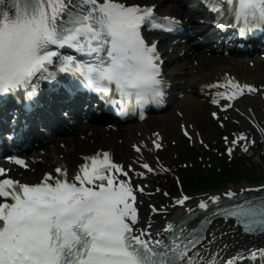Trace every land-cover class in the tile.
Listing matches in <instances>:
<instances>
[{
  "label": "snow or ice",
  "instance_id": "1",
  "mask_svg": "<svg viewBox=\"0 0 264 264\" xmlns=\"http://www.w3.org/2000/svg\"><path fill=\"white\" fill-rule=\"evenodd\" d=\"M209 6L217 14L218 26L234 24L242 36L264 29V0H211ZM180 23L171 17L158 22L154 6L128 5L122 0H0V94L34 88V78L55 75L49 66L58 61L59 71L78 72L86 87L104 94L114 91L122 104L135 101L142 110L164 95L165 86L157 43L149 44L142 28L150 24L172 32ZM62 49H73L89 59L79 61ZM214 86L224 89L216 96L229 102L245 90L258 91L234 79L209 85ZM246 139L240 133L230 143ZM232 151L228 149L229 155ZM83 160L71 177L67 168L58 166L55 174L45 173L36 183L12 178L8 169L0 167V264H236L244 259L237 254L220 261L218 252L208 251L202 244L204 225L211 222L207 218L200 221L199 230L189 229L187 218L166 223L165 239L150 225L138 228L137 193L144 188L134 183L130 172L138 177L145 173L114 162L107 151ZM14 162L27 167L23 159ZM141 167L153 171L148 163ZM225 195L235 193L229 190ZM189 199L181 195L175 204L184 205ZM219 201L213 195L201 200L198 208L210 211L209 203ZM188 213L196 215L192 208ZM218 214L235 217L246 232H264V198L246 199ZM249 255L264 259V248Z\"/></svg>",
  "mask_w": 264,
  "mask_h": 264
},
{
  "label": "bare ground",
  "instance_id": "2",
  "mask_svg": "<svg viewBox=\"0 0 264 264\" xmlns=\"http://www.w3.org/2000/svg\"><path fill=\"white\" fill-rule=\"evenodd\" d=\"M138 1V0H135ZM133 1V2H135ZM143 2L146 3V1L143 0ZM151 2H159V11L162 14L168 13V8L164 7V4L160 2V0H151ZM181 8V7H180ZM178 8L179 13H186L185 10ZM204 55L195 53L194 55H190V52L187 51V53L180 57L179 59L182 61L181 65L174 68L173 71H168V69L165 71L166 77L173 83H175L178 86H182L183 90L185 92H188L187 96L185 97V100L182 101V106L185 110H183L182 118H178L175 116L167 117L162 116L159 119L150 118L147 121V124L144 128H142L140 131L137 130V125H126L123 127V129L119 130L118 132H112L109 139H102L98 141V143L104 142V145L106 148H109L113 151H118L119 156L117 160L122 161L123 164L126 166L128 165V162H131L133 164V168L136 171H143L145 173V176L151 174L155 171L154 163H153V156L152 153L148 148L149 147V141L151 137L158 136L159 134H162L164 137L163 139H166L165 137H168L171 132H173L176 127L179 126V122L185 121V122H194L193 118L196 116L197 118L200 117L204 122H207L209 120V116L207 113L208 106L206 103L197 100L194 95H197L196 88L200 83L205 82L208 79H213L216 75L223 74L224 71H220L223 68L228 69V65H224L222 61L217 59L210 60L209 63L203 61ZM195 60H198L196 65H193ZM192 64V65H191ZM190 65V66H188ZM229 72V71H228ZM246 74H242L241 72H238L237 76L242 77H248L252 78L253 75H255V72L251 71L250 68L247 70H244ZM231 73V72H230ZM188 75V76H187ZM189 90V91H188ZM194 94V95H193ZM251 105L250 113L253 115L252 119L254 122L258 121L259 119H255V116H259L261 118V113L264 112V103H260L258 99L256 98H246L242 103L239 102L238 106L241 107L244 111V106ZM190 106V107H189ZM188 107V108H187ZM170 123V124H168ZM178 123V124H177ZM242 123L244 125V128H250L249 125L242 119ZM168 124V125H167ZM138 132H140V135H138ZM102 134L105 135V132L102 131ZM99 136L100 134H95V136ZM77 143L76 140L74 141V146L68 147L66 149L59 148L56 146L55 154L52 155V158L46 159L44 163H39L37 166L42 167V170L37 171H44L49 167L50 160H54L53 163H65L68 165H71L75 160H77V155L79 153H85L83 151L79 152V146L75 145ZM84 143V142H83ZM132 143L137 144L141 151L138 153L141 155V162H134L130 160L131 157L134 156V153L131 152L129 145ZM85 148L89 149L91 146H85ZM94 149V148H93ZM91 149L90 151H92ZM89 152V151H87ZM58 160V161H57ZM143 163H148L150 167L153 168L152 172H148L146 169H143L141 166ZM44 166V167H43ZM35 175H32L31 177H34ZM38 176V175H37ZM36 176V177H37ZM135 172L132 173V178L134 180L135 178ZM139 178L138 176H136ZM146 199H153V203L155 204V207L159 208V203L161 202V199L163 198L161 195L157 194L151 187H147L145 189V195ZM144 211L140 212L143 213ZM179 213V209L174 208L170 212L163 213V215L158 214L157 218H155L152 221L151 231H155V222H159V227L163 226L165 223L170 221L173 216H177ZM150 214H148L146 211L144 212V219H149ZM150 222V221H149ZM218 224H213L211 226L210 232L212 236L208 239L207 246L214 252L221 253H231L235 251L237 248L242 247L241 241L244 239H241L238 235V230L223 226L222 229H215V227H218ZM138 227L145 228L147 226H144L143 223H139ZM230 230L227 233H223L221 230ZM221 231V232H220ZM218 233H221V235H217ZM233 236H231V235ZM228 242H231L230 247H226L225 244Z\"/></svg>",
  "mask_w": 264,
  "mask_h": 264
}]
</instances>
